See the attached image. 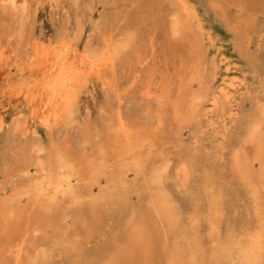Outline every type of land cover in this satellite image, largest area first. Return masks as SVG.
Returning <instances> with one entry per match:
<instances>
[{
  "label": "rangeland",
  "instance_id": "1",
  "mask_svg": "<svg viewBox=\"0 0 264 264\" xmlns=\"http://www.w3.org/2000/svg\"><path fill=\"white\" fill-rule=\"evenodd\" d=\"M75 36L64 120L0 92V264H264V0L0 6L16 59Z\"/></svg>",
  "mask_w": 264,
  "mask_h": 264
},
{
  "label": "bare ground",
  "instance_id": "2",
  "mask_svg": "<svg viewBox=\"0 0 264 264\" xmlns=\"http://www.w3.org/2000/svg\"><path fill=\"white\" fill-rule=\"evenodd\" d=\"M57 3L58 0H0V6H11L23 16ZM29 50L19 60L11 49L0 48V92L8 106H22L33 125L48 126L64 120L75 105L78 92L100 72L106 60L97 61L79 48L76 36L34 39Z\"/></svg>",
  "mask_w": 264,
  "mask_h": 264
}]
</instances>
